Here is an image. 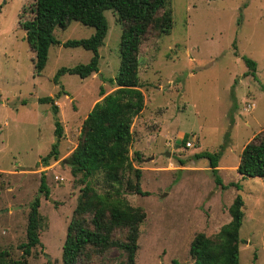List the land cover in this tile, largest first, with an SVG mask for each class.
Instances as JSON below:
<instances>
[{
	"label": "rangeland",
	"instance_id": "1",
	"mask_svg": "<svg viewBox=\"0 0 264 264\" xmlns=\"http://www.w3.org/2000/svg\"><path fill=\"white\" fill-rule=\"evenodd\" d=\"M34 3L0 0V252L21 259L30 204L40 196L42 245L33 250L28 264H51L49 258L63 264L67 229L84 188L81 176L73 177L64 161L78 147L82 125L103 99L102 92L116 89L110 80L121 64L123 27L113 11H106L109 30L100 48L99 72L87 79L66 74L56 84L60 69L88 64L93 54L52 46L45 70L36 75L35 53L19 24L24 11L25 19L33 17ZM171 4V33L148 35L139 53L145 109L132 127L130 155H142L133 164L142 170L141 186L149 195L126 196L147 214L140 227L137 264H193L192 241L199 233L214 238L232 220L229 208L238 196L244 202L240 264H264V178L242 179L237 172L245 146L264 132V0ZM94 34V28L75 21L54 32L63 43ZM245 57L256 62V77H245ZM45 97L57 98L58 114L40 103ZM57 122L63 128L59 143ZM188 142L194 148L187 149ZM55 144L59 160L45 167L41 160ZM220 152L225 189L217 185L210 160L194 157ZM43 175L49 200L39 193ZM101 178L96 186L102 192ZM125 235L123 230L115 237L123 240ZM123 256L112 249L93 253L86 263L120 264Z\"/></svg>",
	"mask_w": 264,
	"mask_h": 264
},
{
	"label": "trees",
	"instance_id": "2",
	"mask_svg": "<svg viewBox=\"0 0 264 264\" xmlns=\"http://www.w3.org/2000/svg\"><path fill=\"white\" fill-rule=\"evenodd\" d=\"M171 3L172 0H35L31 9L33 17L25 19V11L20 15L19 24L26 31V39L35 53L36 75L40 76L45 70L52 46L83 48L92 52L88 64L60 69L54 79L56 84L66 74L87 79L99 72L100 48L104 46L109 30L106 11H113L123 27L121 64L117 76L110 80L116 89L107 95L102 92L103 99L95 104L85 119L81 141L67 160L71 174L81 176L84 188L67 229L63 264H88L86 262L91 261L93 253L103 254L112 249H118L124 255L120 264H137L140 227L147 214L143 208L131 205L126 196L149 195L141 186L142 170L133 164V160L140 161L142 155L135 152L134 159L130 155L134 140L132 127L145 109L139 53L148 35L171 33L174 24ZM72 21L94 28L95 34L88 39L59 41L54 35L55 30H66ZM243 59L249 69L245 77H256V62L246 57ZM39 101L51 105L55 114L59 113L56 97ZM56 135L59 143L63 138L60 122L56 123ZM59 156V144H55L41 163L48 167L51 161H58ZM194 157L210 160L217 185L225 189L219 176L221 152L199 153ZM181 163L185 166L183 161ZM237 172L242 179L264 178V132L245 146ZM98 176H102V192L96 186ZM39 193L47 200L51 198L45 175L41 178ZM243 206V199L238 196L229 208L232 220L214 238L204 233L196 235L190 247L193 264H240ZM40 208L41 198L36 196L30 204L27 241L20 246L23 251L21 259L11 260L8 253L2 251L0 264H28L33 250L42 245L40 231L44 218ZM123 230L125 238L117 239L116 233ZM49 263L53 264L50 258ZM174 264L179 263L174 261Z\"/></svg>",
	"mask_w": 264,
	"mask_h": 264
},
{
	"label": "built area",
	"instance_id": "3",
	"mask_svg": "<svg viewBox=\"0 0 264 264\" xmlns=\"http://www.w3.org/2000/svg\"><path fill=\"white\" fill-rule=\"evenodd\" d=\"M194 146H195V145H194L193 142H188L186 148H187V149H191V148H194Z\"/></svg>",
	"mask_w": 264,
	"mask_h": 264
},
{
	"label": "water",
	"instance_id": "4",
	"mask_svg": "<svg viewBox=\"0 0 264 264\" xmlns=\"http://www.w3.org/2000/svg\"><path fill=\"white\" fill-rule=\"evenodd\" d=\"M171 154H169V156H170ZM65 163H67V160L66 161H64Z\"/></svg>",
	"mask_w": 264,
	"mask_h": 264
},
{
	"label": "crops",
	"instance_id": "5",
	"mask_svg": "<svg viewBox=\"0 0 264 264\" xmlns=\"http://www.w3.org/2000/svg\"><path fill=\"white\" fill-rule=\"evenodd\" d=\"M112 93V92H111ZM168 145H170V144H168ZM181 150V149H180ZM238 168V167H237ZM219 170H220V167H219Z\"/></svg>",
	"mask_w": 264,
	"mask_h": 264
}]
</instances>
